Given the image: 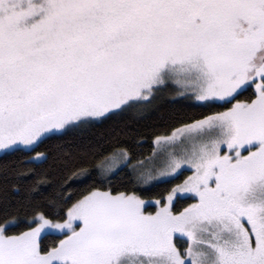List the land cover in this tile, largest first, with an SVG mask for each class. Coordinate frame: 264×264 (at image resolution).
<instances>
[{"label":"snow or ice","instance_id":"snow-or-ice-1","mask_svg":"<svg viewBox=\"0 0 264 264\" xmlns=\"http://www.w3.org/2000/svg\"><path fill=\"white\" fill-rule=\"evenodd\" d=\"M0 264H264V0H0Z\"/></svg>","mask_w":264,"mask_h":264},{"label":"trees","instance_id":"trees-1","mask_svg":"<svg viewBox=\"0 0 264 264\" xmlns=\"http://www.w3.org/2000/svg\"><path fill=\"white\" fill-rule=\"evenodd\" d=\"M161 104H162V107H166L167 105L163 102V101H161ZM150 141H146V142H144V143H142L141 145H140V150H142L143 151V153L145 154V155H147L148 154V151H149V149H150Z\"/></svg>","mask_w":264,"mask_h":264}]
</instances>
